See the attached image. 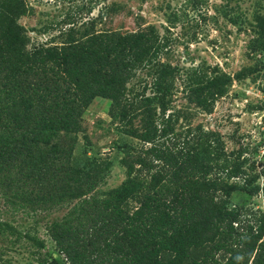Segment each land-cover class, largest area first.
<instances>
[{
	"label": "trees",
	"instance_id": "trees-1",
	"mask_svg": "<svg viewBox=\"0 0 264 264\" xmlns=\"http://www.w3.org/2000/svg\"><path fill=\"white\" fill-rule=\"evenodd\" d=\"M29 12L26 0H0V182L29 203L77 201L47 227L64 260L46 252L44 264H264V213L230 200L236 190L257 194V177L231 166L217 132L176 130L178 115L167 113L176 68L158 58V30H75L59 44L27 49L19 19ZM255 33L251 50L264 52L263 15ZM139 69L151 77L150 93L130 95ZM232 79L215 66L189 69L188 101L210 113ZM97 98L109 100V115L141 143L121 144L125 179L101 195L112 161L73 155Z\"/></svg>",
	"mask_w": 264,
	"mask_h": 264
},
{
	"label": "rangeland",
	"instance_id": "rangeland-1",
	"mask_svg": "<svg viewBox=\"0 0 264 264\" xmlns=\"http://www.w3.org/2000/svg\"><path fill=\"white\" fill-rule=\"evenodd\" d=\"M30 12L19 19L29 38L27 49L59 44L69 33L85 30L129 32L153 25L164 49L159 60L176 68L168 112L178 115L176 130L201 125L220 134L231 166L241 165L259 185L257 194L236 190L235 207L264 213V52L252 51L256 17L264 16V0H26ZM217 67L233 79L227 93L206 113L188 101L184 83L187 70ZM250 67L248 75L235 73ZM151 77L139 69L128 82L130 95L150 93ZM109 100L97 98L83 113L84 132L78 133L74 157L109 158L113 165L96 193L118 186L126 176L120 164L121 144L141 143L123 132L108 113ZM138 125V119L135 120ZM231 181V180H230ZM235 181H240L235 178ZM35 194L39 187L23 185ZM20 189V187H17ZM0 182V264H44L46 252L64 260L47 233L49 223L67 214L77 202L59 205L29 203ZM249 217V216H247ZM30 237L43 242L40 247Z\"/></svg>",
	"mask_w": 264,
	"mask_h": 264
}]
</instances>
